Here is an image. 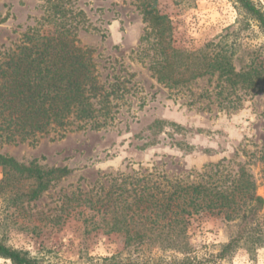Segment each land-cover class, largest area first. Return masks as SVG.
<instances>
[{"label": "rangeland", "instance_id": "obj_1", "mask_svg": "<svg viewBox=\"0 0 264 264\" xmlns=\"http://www.w3.org/2000/svg\"><path fill=\"white\" fill-rule=\"evenodd\" d=\"M252 1L264 9V0ZM74 5L88 19L78 39L94 49L101 78L118 73L129 91L99 130L72 127L63 138L51 133L12 143L0 140V154L21 164L34 161L43 170L69 169L34 201L21 196L24 183L0 195V242L27 252L39 264L181 260L184 255L173 251L127 247L122 234L104 233L100 215L85 206V193L93 199L95 189L107 188L111 177L140 168H157L169 178L193 182L196 173L220 164L224 175L243 168L264 201V164L259 159L264 151V88L257 94L236 90L226 98L231 91L214 75L197 79L187 90L168 91L132 54L144 29L132 0H76ZM158 10L171 21L174 47L189 51L216 43L243 16L233 0H158ZM6 11L10 17L0 25V51L17 42L40 16L35 0H0V12ZM246 36L244 43L251 45L264 41L253 26ZM2 175L0 167V180ZM235 232L222 217L193 215L187 232L189 257L204 264H264V248L250 250L243 244L218 256ZM0 264L10 262L0 259Z\"/></svg>", "mask_w": 264, "mask_h": 264}, {"label": "trees", "instance_id": "obj_2", "mask_svg": "<svg viewBox=\"0 0 264 264\" xmlns=\"http://www.w3.org/2000/svg\"><path fill=\"white\" fill-rule=\"evenodd\" d=\"M35 1L40 9L35 24L0 51V140L4 143L51 133L63 138L72 127L99 130L112 120L117 102L129 91L118 73L101 78L94 49L81 45L78 33L89 25L85 13L75 7L76 0ZM233 1L243 15L235 30H228L216 43L189 51L174 47L171 21L158 10V0H132L144 24L132 54L168 91L187 90L197 79L216 75L231 91L226 98L236 90L261 92L264 41L251 45L244 39L252 26L264 37V9L252 0ZM9 17L8 11L0 12V25ZM259 159L264 164V151ZM0 167V195L24 183L21 196L28 201L38 199L51 183L69 173L67 167L43 170L34 161L25 165L3 154ZM223 172L220 164L211 166L196 173L193 182L169 178L157 168L122 172L109 179L107 188L95 189L94 200L85 193V206L100 215L104 233L122 234L127 247L152 245L184 255L161 264H204L189 257L187 234L189 219L200 213L222 217L236 229L221 248L220 258L241 244L250 250L264 248V201L256 194L255 181L243 168L233 175ZM0 259L39 264L27 252L2 242Z\"/></svg>", "mask_w": 264, "mask_h": 264}]
</instances>
